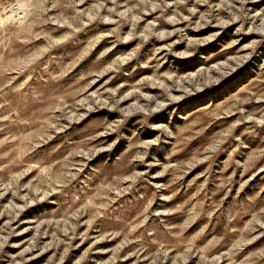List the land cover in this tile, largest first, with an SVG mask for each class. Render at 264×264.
Listing matches in <instances>:
<instances>
[{
  "label": "rangeland",
  "instance_id": "1",
  "mask_svg": "<svg viewBox=\"0 0 264 264\" xmlns=\"http://www.w3.org/2000/svg\"><path fill=\"white\" fill-rule=\"evenodd\" d=\"M0 264H264V0H0Z\"/></svg>",
  "mask_w": 264,
  "mask_h": 264
}]
</instances>
